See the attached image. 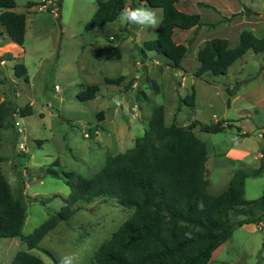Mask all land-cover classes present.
Returning a JSON list of instances; mask_svg holds the SVG:
<instances>
[{
  "label": "rangeland",
  "instance_id": "rangeland-1",
  "mask_svg": "<svg viewBox=\"0 0 264 264\" xmlns=\"http://www.w3.org/2000/svg\"><path fill=\"white\" fill-rule=\"evenodd\" d=\"M27 1L14 0L12 9L25 16L23 40L19 47L2 53L0 65V100H10L16 107L31 101L30 113L20 115L15 109L11 114V122L18 120L21 132L15 131L13 123L0 128V171L11 191L20 186L24 196L21 233L30 232L62 205L61 197L68 193L62 171L88 177L102 165L105 155L131 146L146 125L152 104L163 107L165 124H192L194 134L204 141L203 175L210 193L222 190L236 167H252L255 157L260 163L264 156V51L247 49L225 73L207 70L194 76L192 70L196 48L205 38L224 36L233 45L242 28L259 35L264 29V0H180L176 6L198 12L202 22L174 31V40L187 46L183 69L171 66L153 50H141L142 41L154 37L156 28L126 23L119 16L133 3L131 8H149L160 18L159 6L124 0L115 19L103 24L102 32H94L84 29V23L95 0H57L55 11L50 6L28 7ZM4 36L0 31V39ZM14 63L24 64V75L13 73ZM117 75L123 77L119 83L103 80ZM89 84H96L97 90L84 98L81 90ZM190 92L193 101L186 104L182 98ZM114 97L122 102L115 104ZM215 120L232 124L214 132L199 129V124ZM17 141L23 142L22 150H17ZM232 146L247 151L241 160L227 156ZM48 166L59 176L45 173ZM260 194H264V170L244 179L245 198ZM76 204L67 221H57L39 239L38 247L30 248L43 264L54 263L42 247L59 262L71 254L76 257L73 264H87L99 242L131 212L130 207L104 196ZM20 248L25 246L17 236L0 237V264H7ZM204 264H264V216L233 227Z\"/></svg>",
  "mask_w": 264,
  "mask_h": 264
},
{
  "label": "trees",
  "instance_id": "trees-1",
  "mask_svg": "<svg viewBox=\"0 0 264 264\" xmlns=\"http://www.w3.org/2000/svg\"><path fill=\"white\" fill-rule=\"evenodd\" d=\"M143 1L159 6L162 20L156 27L155 36L142 41L141 50H153L171 66L183 69L187 46L174 40L173 34L177 29L201 24L199 13L179 9L176 6L178 0ZM34 3L29 0L25 5ZM95 3L84 23L86 30L113 21L124 6V0H95ZM14 5V0H0V31L21 44L25 16L21 11H14ZM247 49L264 51V29L259 35L248 28L240 29L233 45H229L224 36L205 38L196 48L192 74L199 76L207 70L225 73L227 66ZM12 67L16 76L26 72L23 63H14ZM122 78V75L104 76L103 80L119 83ZM96 90V84H89L81 94L84 98L92 97ZM182 101L192 104V92L184 95ZM15 109L25 115L30 113L31 106L26 103L16 107L10 100H0V128L12 125L11 114ZM224 121L225 124L222 120L199 124V129L214 132L232 124L229 120ZM191 126L173 121L165 124L163 107L150 105L146 125L133 138L131 146L105 155L102 165L88 177L62 171L61 177L68 186V193L61 197L62 205L28 233L20 230L25 216L22 187L13 193L0 171V237L17 236L25 246L15 250L7 264H43L29 249L37 248L39 239L57 221H67L77 209V201H88L97 196L113 198L118 205L130 207L131 212L99 242L87 264L206 263L233 227L260 221L264 216V194L253 198L243 195L245 177L259 175L264 170V156L257 166L233 169L226 186L215 194L210 193L203 175L206 145ZM44 172L59 176L49 166ZM16 175L21 177L18 169ZM40 249L54 264H60L48 249Z\"/></svg>",
  "mask_w": 264,
  "mask_h": 264
},
{
  "label": "clouds",
  "instance_id": "clouds-1",
  "mask_svg": "<svg viewBox=\"0 0 264 264\" xmlns=\"http://www.w3.org/2000/svg\"><path fill=\"white\" fill-rule=\"evenodd\" d=\"M119 16L123 22L134 25L150 26L152 28L158 27L162 20V18L157 17L155 11L145 7H126L122 9ZM113 100L117 105L122 102L119 98L116 97H114ZM75 259L76 257L74 255H64L60 259V264H73Z\"/></svg>",
  "mask_w": 264,
  "mask_h": 264
},
{
  "label": "crops",
  "instance_id": "crops-1",
  "mask_svg": "<svg viewBox=\"0 0 264 264\" xmlns=\"http://www.w3.org/2000/svg\"><path fill=\"white\" fill-rule=\"evenodd\" d=\"M29 1V0H28ZM180 0L177 1L176 5L178 4ZM124 4H125V1H124ZM33 6V4H30L28 5V7H31ZM124 8V6H123ZM111 21H108V22H105V23H109ZM103 23V24H105ZM97 25V26H94L93 28L89 29V30H93L94 32H102L103 30H101V26L103 25ZM4 33V37L3 39H0V57H2V53L8 49V48H13V47H19L20 44L16 43L15 41L11 40L10 37L3 31ZM6 38L9 40L7 41ZM5 41V42H4ZM9 55H13V52L12 51H9ZM137 62V61H135ZM147 64V63H146ZM2 65V64H0ZM147 69V66L145 67ZM145 69V70H146ZM28 104L31 103V101L27 102ZM31 106V105H30ZM243 132V131H242ZM247 153L246 150L244 149H241L239 147H235V146H232V147H229L228 150H227V156L230 158V159H234L235 160H241L243 158V156ZM256 159V163L253 164L252 167L254 166H257L259 164V159L257 157H255ZM30 250V249H29Z\"/></svg>",
  "mask_w": 264,
  "mask_h": 264
},
{
  "label": "built area",
  "instance_id": "built-area-1",
  "mask_svg": "<svg viewBox=\"0 0 264 264\" xmlns=\"http://www.w3.org/2000/svg\"><path fill=\"white\" fill-rule=\"evenodd\" d=\"M48 6H50L49 9L52 10V11H55V10L57 9V6H56L54 0H39L38 2H35V3L33 4V7L36 8V9H38V10L45 9V8L48 7ZM3 63H4V58L0 57V64H3ZM13 113H14V112H12V114H13ZM12 123H13V125H14V127H15V131H16L17 133H19V132L22 131V127H19V122H18V120L13 119V120H12ZM16 148H17V150H22V149L24 148V144H23V142H21V141H17V142H16Z\"/></svg>",
  "mask_w": 264,
  "mask_h": 264
}]
</instances>
